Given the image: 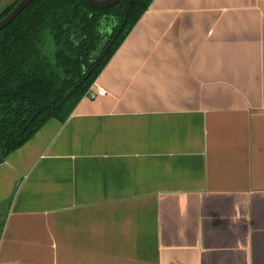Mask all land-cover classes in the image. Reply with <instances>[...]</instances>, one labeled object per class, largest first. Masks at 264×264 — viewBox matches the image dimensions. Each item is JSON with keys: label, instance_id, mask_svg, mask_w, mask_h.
Here are the masks:
<instances>
[{"label": "crops", "instance_id": "crops-1", "mask_svg": "<svg viewBox=\"0 0 264 264\" xmlns=\"http://www.w3.org/2000/svg\"><path fill=\"white\" fill-rule=\"evenodd\" d=\"M0 264H264V0H152L0 163Z\"/></svg>", "mask_w": 264, "mask_h": 264}, {"label": "trees", "instance_id": "trees-1", "mask_svg": "<svg viewBox=\"0 0 264 264\" xmlns=\"http://www.w3.org/2000/svg\"><path fill=\"white\" fill-rule=\"evenodd\" d=\"M151 2L32 0L0 30V163L47 120L69 117Z\"/></svg>", "mask_w": 264, "mask_h": 264}, {"label": "water", "instance_id": "water-1", "mask_svg": "<svg viewBox=\"0 0 264 264\" xmlns=\"http://www.w3.org/2000/svg\"><path fill=\"white\" fill-rule=\"evenodd\" d=\"M32 0H19L14 7L0 19V30L8 25ZM89 5L95 7H108L118 0H85Z\"/></svg>", "mask_w": 264, "mask_h": 264}, {"label": "rangeland", "instance_id": "rangeland-1", "mask_svg": "<svg viewBox=\"0 0 264 264\" xmlns=\"http://www.w3.org/2000/svg\"><path fill=\"white\" fill-rule=\"evenodd\" d=\"M15 0H0V10H2L7 4L12 3Z\"/></svg>", "mask_w": 264, "mask_h": 264}, {"label": "built area", "instance_id": "built-area-1", "mask_svg": "<svg viewBox=\"0 0 264 264\" xmlns=\"http://www.w3.org/2000/svg\"><path fill=\"white\" fill-rule=\"evenodd\" d=\"M103 93H104V91H102V90L97 91L98 95H102Z\"/></svg>", "mask_w": 264, "mask_h": 264}]
</instances>
